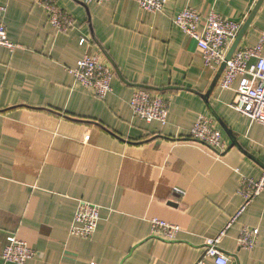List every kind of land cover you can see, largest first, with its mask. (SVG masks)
<instances>
[{"label": "crops", "instance_id": "obj_1", "mask_svg": "<svg viewBox=\"0 0 264 264\" xmlns=\"http://www.w3.org/2000/svg\"><path fill=\"white\" fill-rule=\"evenodd\" d=\"M35 1L0 0L17 46L0 47V264L12 239L35 252L25 264H194L242 205L240 177H260L264 127L229 107L235 94L219 88L222 72L203 65L172 18L213 10L242 26L259 0H166L155 14L133 0H56L73 19L66 33ZM262 36L264 0L238 48ZM84 55L112 73L104 99L69 71ZM139 88L169 101L166 124L134 118ZM200 115L220 132L222 154L189 140ZM79 201L100 208L90 240L68 234ZM152 219L178 227L175 239L153 236ZM243 229L257 231L248 250L238 242ZM218 247L227 264H264V192Z\"/></svg>", "mask_w": 264, "mask_h": 264}, {"label": "built area", "instance_id": "obj_2", "mask_svg": "<svg viewBox=\"0 0 264 264\" xmlns=\"http://www.w3.org/2000/svg\"><path fill=\"white\" fill-rule=\"evenodd\" d=\"M88 3L102 4L109 0H86ZM139 9L148 13H161L166 0H133ZM47 15L50 26L56 33H66L73 25V19L58 7L56 0H36ZM4 7L0 6V47L13 51L17 46L12 44L6 35V29L1 16ZM202 22L201 28H199ZM172 23L192 39L200 52L203 65L216 71L235 39L240 23L231 21L209 10L201 15L197 10L184 8L172 18ZM84 41L81 40L80 44ZM264 36L252 48H237L231 58L225 62L219 80L221 90L233 91L234 100L229 107L245 116L249 122L264 127V57L262 49ZM74 76L76 85L90 91L99 99H104L111 92L112 73L103 66L97 56L84 55L69 70ZM245 80L238 87L234 83L239 78ZM169 101L158 97L145 88H139L131 96L129 108L137 120L150 123L166 124ZM189 140L207 146L216 154H222L225 146L221 141L220 132L215 128L211 119L200 115L189 131ZM263 170L257 180L241 176L238 194L242 205L231 217L216 237L207 238L203 244V252L194 264H227L228 258L221 252L218 244L226 231L250 204L264 192V155ZM181 194V191L174 190ZM100 208L92 203L79 201L69 229V236L90 240L92 239L99 221ZM152 235L163 240H174L179 228L158 219L151 220ZM257 231L243 229L238 242L242 249H251L256 241ZM35 256V252L26 243L12 239L2 253V261L6 264H25Z\"/></svg>", "mask_w": 264, "mask_h": 264}, {"label": "water", "instance_id": "obj_3", "mask_svg": "<svg viewBox=\"0 0 264 264\" xmlns=\"http://www.w3.org/2000/svg\"><path fill=\"white\" fill-rule=\"evenodd\" d=\"M260 2H261V0H259L258 4L256 5L255 9L253 10V12L249 16V18L246 19L245 23L239 28L237 35H236L235 39L233 40L225 58H224V62H222L220 67H219V73L223 71V69L225 67V62L231 58V56L233 55L235 50L238 48L240 40L243 37V35L245 34V32L247 31L250 23L252 22V18L254 16V13H255L256 9L258 8V5L260 4Z\"/></svg>", "mask_w": 264, "mask_h": 264}]
</instances>
